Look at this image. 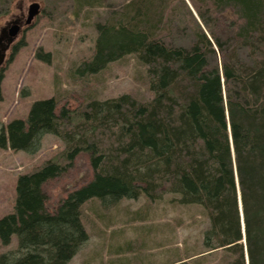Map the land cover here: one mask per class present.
Masks as SVG:
<instances>
[{"label":"trees","instance_id":"trees-1","mask_svg":"<svg viewBox=\"0 0 264 264\" xmlns=\"http://www.w3.org/2000/svg\"><path fill=\"white\" fill-rule=\"evenodd\" d=\"M206 1L214 8L201 14L209 32L198 25L191 41L160 37L164 0H128L114 20L97 24L94 54L76 74L136 55L147 68L150 101L123 95L59 110L51 98L34 102L26 120L0 126L2 149L35 154L45 135L66 145L59 159L19 176L14 212L0 219L1 245L15 236L17 249L0 255V264H70L89 240L85 203L109 208L142 195L202 206L207 250H225L228 264H264V0ZM227 10L234 18L218 35L211 22ZM81 153L92 179L51 211L45 185Z\"/></svg>","mask_w":264,"mask_h":264},{"label":"rangeland","instance_id":"rangeland-1","mask_svg":"<svg viewBox=\"0 0 264 264\" xmlns=\"http://www.w3.org/2000/svg\"><path fill=\"white\" fill-rule=\"evenodd\" d=\"M127 2L100 0L91 7L79 0H0L1 128L16 119L26 120L32 104L39 100L54 98L59 110H79L90 101L123 95L150 101L153 93L147 68L136 55L113 62L95 75L76 74V69L94 54L97 24L114 20ZM206 2L164 0L156 16L161 20L160 37L168 41L169 37L179 40L187 36L190 40L198 25L209 32L201 14L212 9L210 14L214 15V8ZM33 3L40 5L41 12L30 27H25ZM215 17L210 26L218 35L234 18L228 10ZM16 24L21 31L11 38L8 31ZM222 36L228 39L226 33ZM172 43L189 46L192 42ZM40 53H49V62L39 59ZM65 149V143L54 135H45L35 154L0 148V219L14 212L19 176L59 159ZM92 177L89 157L81 153L60 177L45 185L48 209L56 210ZM81 211L89 240L70 264H228L232 260L223 249L205 248L204 233L210 219L204 208L180 204L172 195L158 200L142 195L109 208L93 199ZM17 244L15 236L7 247L0 243V255L15 251Z\"/></svg>","mask_w":264,"mask_h":264},{"label":"water","instance_id":"water-1","mask_svg":"<svg viewBox=\"0 0 264 264\" xmlns=\"http://www.w3.org/2000/svg\"><path fill=\"white\" fill-rule=\"evenodd\" d=\"M41 7L38 3H33L29 8L28 17L25 21V27H30L36 17L40 15ZM21 31V26L16 24L9 30V36L16 38Z\"/></svg>","mask_w":264,"mask_h":264},{"label":"flooded vegetation","instance_id":"flooded-vegetation-1","mask_svg":"<svg viewBox=\"0 0 264 264\" xmlns=\"http://www.w3.org/2000/svg\"><path fill=\"white\" fill-rule=\"evenodd\" d=\"M10 30V29H9ZM8 34H9V31H8Z\"/></svg>","mask_w":264,"mask_h":264}]
</instances>
